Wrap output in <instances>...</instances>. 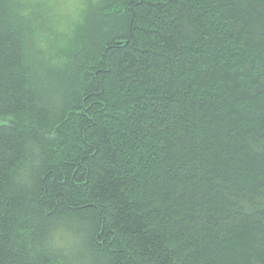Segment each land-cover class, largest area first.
<instances>
[{
  "label": "trees",
  "instance_id": "trees-1",
  "mask_svg": "<svg viewBox=\"0 0 264 264\" xmlns=\"http://www.w3.org/2000/svg\"><path fill=\"white\" fill-rule=\"evenodd\" d=\"M54 8L0 0V264H264V0Z\"/></svg>",
  "mask_w": 264,
  "mask_h": 264
},
{
  "label": "rangeland",
  "instance_id": "rangeland-1",
  "mask_svg": "<svg viewBox=\"0 0 264 264\" xmlns=\"http://www.w3.org/2000/svg\"><path fill=\"white\" fill-rule=\"evenodd\" d=\"M49 3L54 4L55 14L57 16H62L68 18L72 21L75 18V10L78 6L79 0H48ZM54 2V3H53Z\"/></svg>",
  "mask_w": 264,
  "mask_h": 264
},
{
  "label": "clouds",
  "instance_id": "clouds-1",
  "mask_svg": "<svg viewBox=\"0 0 264 264\" xmlns=\"http://www.w3.org/2000/svg\"><path fill=\"white\" fill-rule=\"evenodd\" d=\"M64 232L65 229L59 221L54 222L50 226L47 243L53 250L63 248L65 246L66 241L61 239Z\"/></svg>",
  "mask_w": 264,
  "mask_h": 264
}]
</instances>
